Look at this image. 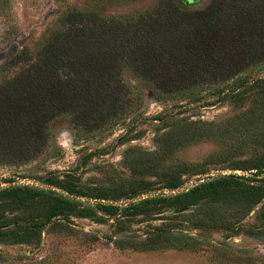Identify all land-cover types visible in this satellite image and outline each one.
Wrapping results in <instances>:
<instances>
[{
  "label": "trees",
  "instance_id": "trees-1",
  "mask_svg": "<svg viewBox=\"0 0 264 264\" xmlns=\"http://www.w3.org/2000/svg\"><path fill=\"white\" fill-rule=\"evenodd\" d=\"M129 1L66 4L31 47L10 48V59L0 67V163L22 166L60 158L62 151L52 146L61 125L87 139L122 127L119 140L126 144L143 137L142 125L149 122L156 129L155 148L130 146L124 160L128 173L112 175L106 185L86 184L76 169L22 175L44 185L5 180L1 242L39 241L45 227L58 225L54 219L63 216L98 221L108 216L122 227L123 217L164 212L194 228L235 233L264 201V0H155L132 13L107 12ZM143 90L170 109L144 116ZM215 102H228L238 112L219 122L185 115ZM240 136L254 145L252 154L225 157L220 169L250 175L208 174L175 194L137 199L157 183L163 190L181 189L185 175L206 173L214 156L163 167L184 142ZM126 199L134 201L115 202ZM189 209L194 212L186 213ZM257 215L264 222L263 207ZM171 225L126 245L141 250L195 246L193 237L172 231L177 226ZM246 231L264 232L255 225Z\"/></svg>",
  "mask_w": 264,
  "mask_h": 264
},
{
  "label": "rangeland",
  "instance_id": "rangeland-1",
  "mask_svg": "<svg viewBox=\"0 0 264 264\" xmlns=\"http://www.w3.org/2000/svg\"><path fill=\"white\" fill-rule=\"evenodd\" d=\"M85 0H0V67L10 59V48L31 47L44 30L57 18L66 4H83ZM155 0H131L121 7L111 8L108 13H132L143 10ZM16 70V67H14ZM7 72L13 75L15 70ZM264 75V73H263ZM143 114L151 117L165 112L170 106L157 101L148 90H143ZM168 108V109H167ZM238 110L228 102H215L200 107L193 112L194 118H203L216 122L224 121ZM197 116V117H198ZM146 129L143 137L121 144L119 137L125 128L117 127L112 134L100 138V134L87 139L75 136L71 126L61 125L56 129L53 148L62 151L60 158L49 157L36 163L22 166H10L0 163V184L6 186L5 180L12 178L15 183L44 185L40 181L23 177V174H42L46 170L76 169L82 180L90 185L109 184L112 175L128 173L124 160L130 146L154 149L155 126L144 123ZM244 142V143H243ZM254 145L240 136L205 137L184 142L174 154L163 162L168 168L176 163H197L214 156V162L208 163L206 173L185 175L182 189L192 186L200 177L208 174H247L241 169L223 168L221 160L225 157H246L252 154ZM92 153V154H91ZM37 167V168H35ZM43 167L44 169H40ZM30 171V169H34ZM154 178V177H153ZM161 183L143 196L160 195L165 192ZM135 199V200H137ZM88 200V199H84ZM112 201V200H110ZM130 199L115 201L125 205ZM90 202H95L90 200ZM113 202V201H112ZM264 201L243 221L235 233L221 228L210 230L191 227L181 218L175 219L173 212H164L152 218L142 215L125 218L123 228L118 227L116 220L107 216L104 221L85 217H59L54 219L58 225L45 227L39 241L29 243H7L0 241V264H264V232L249 235V225L259 226L264 230V222L257 215ZM189 209L186 213H193ZM141 218H144L141 221ZM174 232L181 230L196 241L195 246L185 249L165 248L141 250L126 245L127 242H138L160 226L172 227ZM181 228V229H180Z\"/></svg>",
  "mask_w": 264,
  "mask_h": 264
},
{
  "label": "water",
  "instance_id": "water-1",
  "mask_svg": "<svg viewBox=\"0 0 264 264\" xmlns=\"http://www.w3.org/2000/svg\"><path fill=\"white\" fill-rule=\"evenodd\" d=\"M180 190H182V188L181 189H176V190H168V189H165V191L167 192H164V194H175V193H177V192H179ZM144 195V194H143ZM143 197H145V196H143Z\"/></svg>",
  "mask_w": 264,
  "mask_h": 264
},
{
  "label": "built area",
  "instance_id": "built-area-1",
  "mask_svg": "<svg viewBox=\"0 0 264 264\" xmlns=\"http://www.w3.org/2000/svg\"><path fill=\"white\" fill-rule=\"evenodd\" d=\"M166 192V191H165ZM167 193V192H166Z\"/></svg>",
  "mask_w": 264,
  "mask_h": 264
}]
</instances>
